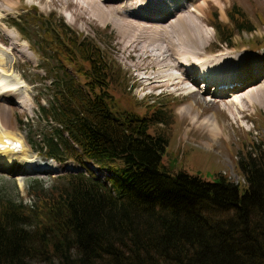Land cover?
I'll use <instances>...</instances> for the list:
<instances>
[{"label":"trees","instance_id":"obj_1","mask_svg":"<svg viewBox=\"0 0 264 264\" xmlns=\"http://www.w3.org/2000/svg\"><path fill=\"white\" fill-rule=\"evenodd\" d=\"M213 15L221 44L255 30L237 6L228 11L231 26ZM53 20L64 39L45 32L58 44L45 48L64 55L85 83L64 66L56 77L45 70L54 93L40 110L55 126L40 143L28 141L47 159L83 170L46 190L32 185L35 207L0 199V264H264L262 145L239 161L244 195L222 175L209 182L172 173L164 164L169 138L156 133L169 124L166 106L150 103L155 111L145 115L122 107L111 89L125 81L123 69L93 39Z\"/></svg>","mask_w":264,"mask_h":264},{"label":"rangeland","instance_id":"obj_2","mask_svg":"<svg viewBox=\"0 0 264 264\" xmlns=\"http://www.w3.org/2000/svg\"><path fill=\"white\" fill-rule=\"evenodd\" d=\"M159 1L148 3L131 0L132 12L136 7L142 5V14L150 13L153 4ZM182 1L183 5L180 11L177 10L178 12L169 17H173L175 20L172 19V24L169 23L165 27H168V31H172L170 33H175L177 16H190L189 23H183L186 28L180 26L179 30L182 34L203 35L206 41L196 49L184 46L180 54L189 50L200 58L204 57L203 61H206V64L210 63L208 61L213 62L218 59L215 56L221 53L225 55L219 59L227 57L226 62L222 60L221 63H225L217 68L209 69V65L206 64L194 65L195 69L192 66H185V69L194 75V79L191 78V80L196 81L195 87L198 88V92L196 90L195 97L185 93L187 87L193 88L191 85L194 84L189 81L179 90L172 87L165 88V86L155 83V79V81L149 82L150 78L159 79L163 76L170 78L177 74L183 78L181 75L183 72H179L180 70L174 63L175 53L173 51L165 53L164 46L153 47L147 41L132 45L131 39L122 35L121 29L115 23L118 20L125 21L123 17L129 18L132 12L130 14L119 13L118 5L121 3L119 0L116 2V6L104 4L105 7H103L99 3L102 8L113 15L108 17V20H102L99 16L91 13V9L81 0H77L78 3L76 0H0V38L3 40L5 35H11L17 38L19 50L22 49L20 50L21 54L16 53L17 55H15L0 39V58L6 60L9 65L14 64V74L6 77V81L4 80L5 82L3 81L0 87L15 79L20 81L19 91H16L18 95H14L4 102L0 100V109L1 105L2 107L6 105L2 111V117L0 114V130L9 131L23 140L27 147L26 155H28H25L26 159L11 156L4 159L5 161L0 160V199L12 200L17 203L23 202L28 207H35L38 205V199L33 195L32 185L44 187L43 189L46 190L56 183L57 177L60 175L83 170L81 166L72 161L61 164L55 160L47 159L43 154L34 151L28 141L40 143L44 134L50 133L52 127L55 126L46 120L40 110V105L49 106L54 93L53 86L46 80L45 70H50L53 77L57 75L54 69L57 70L60 66L75 73L73 66L64 55L59 52L53 54L52 51L46 49L58 48V44L53 43L49 36L45 40V32L50 31L56 40L64 39V36L56 31L58 28L55 27L53 18L62 19L66 26L80 38L93 39L115 62L116 67L123 69L125 81L111 89V93L119 100L122 107L134 106L137 113L145 115L155 111V107L147 108L150 103L166 106L165 110L170 115L169 124L159 126L158 130L162 132L156 133L164 134L169 138L164 164L172 173L183 170L192 175H199L209 182H216L222 175L240 186L241 195L245 194V178L239 169V161L243 155L252 150L253 143L262 145L264 148V104L258 103V98L262 96L260 93L261 83H264V47L260 46V44L264 46V0ZM234 6L245 12L255 30L253 33L232 32L234 38L231 46H228L219 42V35L211 23L214 19L213 13L217 12L219 20L231 26L228 11ZM197 8H200L202 16H197L199 11H192ZM189 12L193 16L189 15ZM137 15L139 16V14ZM13 19L20 20L24 35L13 27ZM142 22L145 21L142 20ZM38 24L44 25L43 31L38 28ZM146 24L149 25V23ZM142 26L144 25L142 24ZM169 55H173V58H169ZM165 56L169 58V61H165ZM215 62L210 65L213 66ZM231 63L234 64V67ZM166 65L172 68L166 67ZM174 66L176 70L173 69ZM41 68L45 69L41 70ZM211 72H216L218 75L222 73L220 75L225 77L229 75H236V77L223 80L215 78ZM241 74L243 75L240 76ZM259 74L260 77H257ZM75 76L80 83H85L83 77L76 73ZM144 77L148 80L142 81ZM252 77H255L256 81ZM241 84L243 86L239 91L226 95L215 93V90L221 86L236 85L240 87ZM251 84L257 85L258 89L247 92L246 89ZM3 92L0 90V97L4 96ZM234 98L245 101L253 99V106L244 102V110L239 106L231 107L230 104ZM136 101L140 104H137ZM190 103L196 105L197 110L203 111L199 123L205 115L216 114L219 136H213L207 126L199 125V123L193 124V115L185 114L182 111L183 107ZM227 109L233 112L230 113ZM197 113L199 112L196 111ZM68 168L73 170H68ZM37 180L40 182L37 183Z\"/></svg>","mask_w":264,"mask_h":264},{"label":"bare ground","instance_id":"obj_3","mask_svg":"<svg viewBox=\"0 0 264 264\" xmlns=\"http://www.w3.org/2000/svg\"><path fill=\"white\" fill-rule=\"evenodd\" d=\"M81 1H83L84 4L87 5V7H89L91 9V13L95 14L96 16H99L102 20H108V17H111L113 15L110 14V12L108 10H105L104 8H102L99 5V3H101V5H103V7H105L104 4L116 6V2L118 0H81ZM119 1L121 2L120 5H118L119 13L130 14V12H132L131 0H119ZM155 1H157V0H141V2H148V3L149 2H155ZM189 1H191V0H189ZM76 2H77V0H76ZM176 3H177V5H176ZM108 5H107V7H108ZM182 5H183L182 0H177V1L176 0L175 1L174 0H160L158 3L153 4L151 11H149L150 13H146V14H142V11H141L142 5H140L133 10V12L131 13V15L129 17L130 19L125 18V17H127V16H125V17H123L125 21H122V20L119 21L117 19L118 21L115 24L117 26H119V28L121 29L123 36H128V38L131 39V40L130 39H128V40H130L132 42V45L137 44L139 42L141 43L142 41H147L153 47H156L159 45L164 46L165 53H167L169 51H171V52L173 51V53H175L174 63L176 65V67L180 70L179 72H183L181 74L183 76V78L179 76L180 74H177L179 77L177 75L175 76L173 74H170V75H173V76H170V78H167L166 76L160 77L159 79L150 78L149 79L150 83L155 79L156 80V81L154 80L155 83L160 84L163 87L165 86V88L166 87L167 88L172 87L174 89L178 88L177 90H179L182 85H185V84L187 85V83L189 81L190 83L194 84V85H191V86H193V88L189 89V87H187V92L185 90L184 91L188 95H193V97H195L196 96V90L198 92V88L195 87L196 81L191 80V78L194 79V75L192 72L185 69V66H192V68L195 69L194 65L201 66V65H205L207 62L203 61L204 57L200 58V57H198V55L196 56L192 52H189V50H186L183 54H180V51L184 46H190V47H193L195 49L199 48V47H201V43L206 41V38L203 35L195 36L191 33H186V34L183 33L182 34V32L179 30L180 26L182 28H186V25H184L183 23L188 24L190 21V16L184 17L181 15H179V16L176 15L177 16V22H175V31H176L175 33H170L172 31H168V27H165L166 25L171 23L173 20H175V19H173V17H171V18H169V17L173 13L180 11V9L182 8L181 7ZM135 11H138V13H135ZM192 11L193 12L199 11L197 16L201 15L200 14V11H201L200 8L199 9L197 8V10L194 9ZM137 14H139V16ZM188 14L193 16V14H191L190 12ZM181 17H182V19H179ZM142 20L145 21L146 23H149V25L146 24L145 22H142ZM142 24L144 26H142ZM170 35H172V36L170 38H168V36H170ZM16 40H17V38H15L11 35H8V34L5 35L3 40H2V43L4 45H6L9 50L13 51L15 53V55L21 54L20 50H22V49L19 50V44H18V42H16ZM149 44H147V45H149ZM128 47H130V46H128ZM144 48H146V47H144ZM23 52H25V51H23ZM24 55H25V53H24ZM224 55L225 54H223V53L216 55L215 57L218 59H216L217 61L216 60L213 61V62L216 61L213 66L210 65L213 63L211 61H208L210 63H208L206 65H209L208 66L209 69H211L212 67H214V68L219 67V65H222L226 62L227 57L223 58V59H219V57L224 56ZM168 57L173 58V55H169ZM168 57L166 58V56H165V59H166L165 61H169ZM200 60H202V61H200ZM222 60H225V62L221 63ZM197 61H200V62H197ZM162 63H163V60L161 61V64ZM231 64H233V63H231ZM13 67H14V64L9 65V63H7L6 60L4 61L3 58H0V72H1L0 84L5 80L6 77L14 74ZM166 67H171V66L166 65ZM233 67H234V64H233ZM173 69H175V66L173 67ZM178 69H177V71H178ZM211 74L215 78L223 79V80L232 79V78L236 77V75H229V76L225 77L224 75H222V76L220 75L222 73H220L218 75L216 72H211ZM260 74H262V73H260ZM260 74L257 77H260ZM242 75L243 74H241L240 76H242ZM252 78H255V77H252ZM144 80H148V78L144 77L142 79V81H144ZM200 80H203V79L200 78ZM254 81H256V78L254 79ZM204 82H207V81L204 80ZM208 82H209V80H208ZM251 83H252V81H251ZM19 84H20L19 79H15L13 82L11 81L10 83H7L6 85H2L0 87V90L4 91L3 92L4 96H1L0 100H3V102H4V100H6V99H11L12 96L18 95V93H16V91H19L18 90ZM149 84H148V86H149ZM261 84H262L261 85L262 88H261L260 93L262 94V96L260 98H258V103L263 105L264 104V83H261ZM242 86H243V84H241L240 87L236 86V85L235 86H221L220 88L215 90V85H214V90H215V93H217V94L219 93L220 95H223V94L226 95L227 93L236 92L237 90L239 91L240 89H242ZM251 87H253V88H251ZM257 89H258L257 85L251 84L249 86V88L246 90H247V92L248 91L253 92L254 90H257ZM199 93H201V92H199ZM210 99L216 100L215 98H210ZM217 100H219V99H217ZM233 100L234 101L231 102L230 106L231 107H234V106L238 107L239 106V108L240 109L242 108V110L245 109L244 108V104H245L244 102H246L249 106H253L252 103L254 101L253 99L245 101V100H240L238 98H236V99L234 98ZM248 101H250V102H248ZM4 107L6 108V105H3V107L1 105V109H0L1 117H2V111L4 110ZM182 111H184L185 114H190V115L192 114L193 115L192 116V122L194 125L199 123V118L203 114V111H200L199 109L197 110L196 105H193L192 103L183 107ZM196 111L199 113L196 114ZM228 111L230 113L233 112L230 110H228ZM2 125L4 127L3 123H2ZM199 125L207 126L210 129V131L212 132L213 136H219V127H218V122L216 120V114L215 113L211 114V115H209V114L205 115V117L201 120ZM2 131H5V132H2ZM9 143H11L12 145L20 147L21 148L20 152H15V150L11 148ZM26 154H27V147H26V144L24 143L23 140H21L20 138H17L13 133H11L9 131L0 130V160L5 161L4 159L11 157V156L25 158ZM26 156H28V155H26Z\"/></svg>","mask_w":264,"mask_h":264}]
</instances>
